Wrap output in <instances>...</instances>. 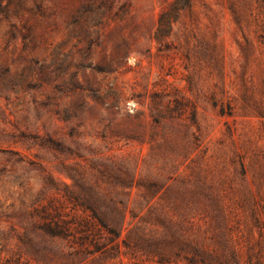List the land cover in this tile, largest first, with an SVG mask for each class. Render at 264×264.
<instances>
[{
  "label": "rangeland",
  "instance_id": "obj_1",
  "mask_svg": "<svg viewBox=\"0 0 264 264\" xmlns=\"http://www.w3.org/2000/svg\"><path fill=\"white\" fill-rule=\"evenodd\" d=\"M254 1L0 0V264L264 253Z\"/></svg>",
  "mask_w": 264,
  "mask_h": 264
},
{
  "label": "trees",
  "instance_id": "obj_2",
  "mask_svg": "<svg viewBox=\"0 0 264 264\" xmlns=\"http://www.w3.org/2000/svg\"><path fill=\"white\" fill-rule=\"evenodd\" d=\"M251 25L253 26V32L257 36L259 52V64H258V85L259 95L264 98V0H255L254 9L251 15ZM253 258V261H252ZM248 264H264V253L261 252L258 255L250 256L246 259Z\"/></svg>",
  "mask_w": 264,
  "mask_h": 264
}]
</instances>
